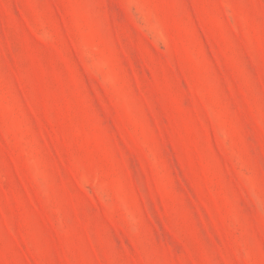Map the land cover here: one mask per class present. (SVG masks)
Segmentation results:
<instances>
[{
    "label": "rangeland",
    "instance_id": "obj_1",
    "mask_svg": "<svg viewBox=\"0 0 264 264\" xmlns=\"http://www.w3.org/2000/svg\"><path fill=\"white\" fill-rule=\"evenodd\" d=\"M0 264H264V0H0Z\"/></svg>",
    "mask_w": 264,
    "mask_h": 264
}]
</instances>
